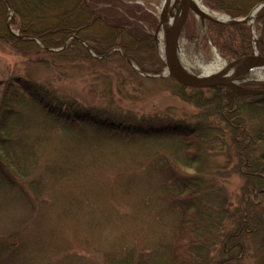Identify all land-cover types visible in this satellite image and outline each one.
I'll use <instances>...</instances> for the list:
<instances>
[{"label": "trees", "instance_id": "1", "mask_svg": "<svg viewBox=\"0 0 264 264\" xmlns=\"http://www.w3.org/2000/svg\"><path fill=\"white\" fill-rule=\"evenodd\" d=\"M8 1L20 36L51 49L70 38L51 52L12 34L0 0V42L16 55L43 53L108 81L154 80L115 48L141 72L166 67L153 35L158 19L139 0ZM203 2L241 18L264 0ZM205 26L204 43L224 59L254 52L247 23ZM254 30L264 56V6ZM201 31L191 14L185 37ZM86 46L111 53L97 58ZM158 81L197 108V122L87 109L29 75L0 82V200L14 195L29 210L0 236V264H264V95ZM244 86L264 89V81ZM101 93L111 104L112 91ZM233 178L241 181L234 193Z\"/></svg>", "mask_w": 264, "mask_h": 264}, {"label": "rangeland", "instance_id": "2", "mask_svg": "<svg viewBox=\"0 0 264 264\" xmlns=\"http://www.w3.org/2000/svg\"><path fill=\"white\" fill-rule=\"evenodd\" d=\"M139 1L143 2L148 10H153L155 15H160L164 0ZM206 7L209 9L207 5ZM217 13L222 15V13ZM9 14L10 11L8 9L6 20ZM12 18L13 16L10 17V21ZM194 18L197 21L199 20L195 16ZM15 32L18 31L15 30ZM180 49L183 61L187 65L194 67V70L198 73H203L202 66L209 65L214 60V56L219 54L209 41L204 43L201 34L195 40H188L183 35ZM159 53L160 56L163 55L161 48H159ZM221 58L228 61L223 57ZM53 60L56 59L43 53L26 57L16 55L10 46L0 42V82L12 75V73L22 76L29 75L31 79L36 80L39 84L53 92L57 98L66 102L76 101L87 109L94 108L105 112H112L128 118H135L136 120L143 118H173L185 119L192 123L197 122L195 117L198 112L197 108L173 94L163 81H158L168 77L137 82L135 80L123 81L121 77L115 74L110 75L111 77L109 76L110 80L108 81L100 77L96 79L95 74L89 76L87 72L78 74L73 71L68 63L61 60L52 62ZM47 61H50L51 65L41 64V62L45 63ZM104 74L109 73L105 72ZM260 74L264 75V71H254L252 78H263L264 76L260 77ZM104 89L112 91L111 104H109L110 96L101 93ZM240 184L239 178H233L230 183L231 192H237ZM28 211L24 202L14 195H9L5 200H0V236L18 227L21 218Z\"/></svg>", "mask_w": 264, "mask_h": 264}, {"label": "water", "instance_id": "3", "mask_svg": "<svg viewBox=\"0 0 264 264\" xmlns=\"http://www.w3.org/2000/svg\"><path fill=\"white\" fill-rule=\"evenodd\" d=\"M9 7L10 14L7 17V26L12 34L19 36L20 38H31L39 43L44 49L51 52H58L66 47L69 39L65 42V46L61 49H51L45 47L37 38L30 36H20L11 28L10 17L13 16V11L7 0H4ZM264 6V2L256 5L247 16L242 18H231L218 13L203 12L199 6L192 0H164L161 13L158 17V23L154 31L155 45L159 49L163 44V55L162 58L165 61L166 68L160 75H152L143 73L137 68L133 62L127 57V55L119 48H115L121 52L122 56L131 64L132 68L140 75L146 78H161V77H172L176 82L184 87L196 88V89H208L215 88L218 86H224L237 95L246 96H260L264 95V89L250 88L244 86L245 83L254 81H263V78L254 79L252 73L254 71H264V56H262L257 48V38H254L255 52L246 56H242L232 61H225V65L217 73L214 74H203L198 73L194 69L189 71L186 62L183 61L180 54V42L184 35V27L188 20L189 15L192 13L196 18L199 19L202 29L205 32L206 22L212 21L222 24H242L247 23L253 26L256 19L257 13ZM217 16H222L220 19ZM162 34V42L160 41V35ZM72 38V37H71ZM86 45V44H85ZM88 51L97 58L106 57L111 53L109 51L104 56H97L86 46ZM219 55V54H218ZM220 56V55H219ZM221 58V57H220ZM222 59V58H221ZM186 63V64H184ZM192 68V67H190Z\"/></svg>", "mask_w": 264, "mask_h": 264}, {"label": "bare ground", "instance_id": "4", "mask_svg": "<svg viewBox=\"0 0 264 264\" xmlns=\"http://www.w3.org/2000/svg\"><path fill=\"white\" fill-rule=\"evenodd\" d=\"M193 2H195L199 8L203 11V12H207V13H212L211 11L208 10V8L203 4V2L201 0H192ZM220 19H223L222 16H217ZM162 34L160 35V41L162 42ZM161 51L163 52V44H161ZM186 64V63H184ZM225 65V61L223 59L220 58V56L218 54H216L214 56V60L206 66H202V72L203 74H214L219 72L220 70H222V68ZM187 68L189 71H192L191 69H195L194 67L190 68L191 66L187 65ZM260 77L264 76L263 74L259 75Z\"/></svg>", "mask_w": 264, "mask_h": 264}]
</instances>
